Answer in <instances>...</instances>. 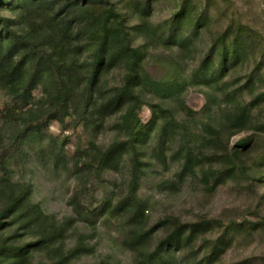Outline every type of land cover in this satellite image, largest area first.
Segmentation results:
<instances>
[{
	"label": "rangeland",
	"instance_id": "1",
	"mask_svg": "<svg viewBox=\"0 0 264 264\" xmlns=\"http://www.w3.org/2000/svg\"><path fill=\"white\" fill-rule=\"evenodd\" d=\"M0 15L64 62L72 84L57 117L2 160L0 183L29 187L30 201L65 230L24 264H49L79 245L65 264H136L128 247L136 232L146 233V249L170 244V264H264V0H0ZM102 22L114 41L81 112ZM134 61L140 80L165 89L145 81L129 95L124 79ZM51 83L39 80L20 108L0 88V143L22 123L16 113L24 119L56 103L45 92ZM237 114L241 127H233ZM119 143V161L102 167L100 153ZM134 157L140 219L125 208ZM15 225L1 240L32 238Z\"/></svg>",
	"mask_w": 264,
	"mask_h": 264
},
{
	"label": "trees",
	"instance_id": "2",
	"mask_svg": "<svg viewBox=\"0 0 264 264\" xmlns=\"http://www.w3.org/2000/svg\"><path fill=\"white\" fill-rule=\"evenodd\" d=\"M0 88L12 99V101L20 107L27 106L32 101V89L44 76H48L52 80L51 88L45 87V92L49 95L52 102L50 108L42 110L38 115H30L28 118L20 117V113L15 115L23 121L15 131L11 139L6 143H0V168L4 169L2 160L5 152L11 147L19 145L23 137L34 127L45 125L51 117H57L55 111L58 109L59 102L68 103L72 98V84L68 67L58 61L53 62L52 56L47 53L46 49L42 48L33 41L25 38L16 30L10 27L8 18L0 15ZM110 27L107 22H102L101 28L96 32L97 52L99 56L94 58V69L85 78V82L81 89V112H85L90 106L92 89L96 81V73L103 64V52L106 50L108 43L114 41V36L110 35ZM12 38L11 41H8ZM124 49H129L134 56L138 55V50L130 48L126 34L123 35ZM44 64V65H43ZM225 64L222 59L221 65ZM137 63L129 68L126 78L124 79V89L133 95L134 89H138L140 85L145 84L152 88L165 89L163 84L155 82L145 76L142 80L139 79L137 71ZM146 85V84H145ZM138 86V87H137ZM138 91V90H137ZM156 110L152 108L154 113ZM53 115V116H52ZM241 114L234 115L237 121L233 127H241L243 122L239 119ZM242 145H247L246 140L240 142ZM131 146L136 149L134 140ZM16 148V147H15ZM123 144H113L106 150L100 153L99 163L102 167H114L119 161L117 156L123 153ZM134 168L132 171L131 185L132 193L129 199L127 212L131 217L139 218L142 210L133 195L138 181V166L140 160L134 157ZM4 178L0 179V182ZM8 181V180H7ZM30 189L27 186L6 182L5 185L0 183V198L5 196L3 205L0 207V236L5 233L12 225H15L16 231H32L30 240L21 242L20 238H16L15 234L1 240L0 238V264H24L25 260L32 255V251L52 250L54 245L61 242L64 236V227L56 222V220L45 214L37 203H33L29 199ZM130 205V207H129ZM34 231V233H33ZM22 235V232H20ZM148 238L146 233L136 232L131 241L128 242V247L137 252L136 264H170V244L158 242L152 249H146L148 246ZM60 247V246H59ZM82 247L75 246L66 251L59 253L56 257H52L49 264H65L68 259L76 257L82 253ZM61 249V248H60ZM146 249V250H145Z\"/></svg>",
	"mask_w": 264,
	"mask_h": 264
}]
</instances>
